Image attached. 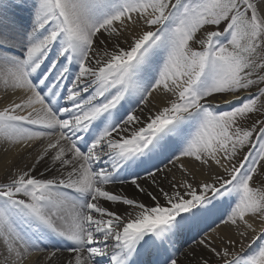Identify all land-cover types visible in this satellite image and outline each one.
<instances>
[{
    "label": "snow or ice",
    "instance_id": "snow-or-ice-1",
    "mask_svg": "<svg viewBox=\"0 0 264 264\" xmlns=\"http://www.w3.org/2000/svg\"><path fill=\"white\" fill-rule=\"evenodd\" d=\"M20 7L27 25L10 15ZM140 22L146 28L121 47L124 29ZM0 85L17 97L0 108V142L45 141L30 167L0 182V264L34 253L56 264L65 249L60 264H139L141 255L179 264L176 239L224 201L222 224L255 232L259 221L253 239L264 238V188L253 186L264 118L246 126L264 117V0H0ZM160 92L171 99L140 126L133 105ZM228 95L238 103L216 99ZM183 158L224 167L228 178L193 186ZM156 160L185 177L171 192L160 188ZM141 179L163 204L151 191L145 204L107 188L130 183L143 193ZM199 245L215 264H264V245L252 255L207 238ZM197 264L212 260L202 253Z\"/></svg>",
    "mask_w": 264,
    "mask_h": 264
},
{
    "label": "bare ground",
    "instance_id": "bare-ground-1",
    "mask_svg": "<svg viewBox=\"0 0 264 264\" xmlns=\"http://www.w3.org/2000/svg\"><path fill=\"white\" fill-rule=\"evenodd\" d=\"M10 15L12 19L19 25H27L29 23L30 12L27 7L13 8L10 12ZM145 28L146 26L143 25L142 22L134 26L131 24L128 25V27L124 29V37H126V40L124 38H121L120 40L121 47L127 48L133 37ZM108 47L111 49L112 45L109 44ZM8 91H10V89L5 90L4 87L0 85V98H2L0 99V108H3L6 101L10 100L12 97L7 93ZM169 99H171V97L165 95L162 92L153 93L147 102L139 105H133L136 110L135 114L140 118V126L146 124L148 122V118L150 116H154L160 108L166 106ZM216 99L220 101L233 100V102H235L231 95L218 96ZM225 105L226 104H220L219 107L221 108ZM43 143H45V141H37L33 143L31 148L24 149L19 145L13 146L8 143L0 142V182H5L7 178L16 170L30 167L35 160L36 155L40 152ZM3 150L6 151L4 152ZM154 163L158 164V166L164 164V168L162 169L163 171L158 174L157 180L160 184V188H163L165 191L171 192V182H176L179 184V182L185 178L179 167L173 168L171 165L165 167V164L167 163L166 160L163 163H161L160 160H156ZM180 163H183L185 168L190 173L187 175L186 179L192 183L193 186L204 182L216 183L217 177H220L221 179L227 177L224 167L214 163L210 166H202L199 164V162L193 161L189 158H183ZM222 163L227 165L226 161L222 160ZM45 167L46 163H41L37 169V172L44 171ZM152 170L155 171V169ZM140 175L141 177H144L145 173L141 171ZM165 176L167 179L164 178ZM127 179L130 180L131 177H127ZM138 183H140L141 187L145 189V192H139L135 186L131 185L130 183H116L113 185H108L107 188L109 191L140 200L145 204L153 203L146 195L148 191H151L153 195H156L160 199L162 204L164 203L160 190L150 181L141 179L138 181ZM180 191H183V189H180ZM222 204L223 205L219 204L217 209L212 213L208 214L187 228L176 239L175 247L179 249V251L175 252V256L179 260V264H197V260L202 253L205 255V257L212 260V264H215V261L218 258L212 257V255L208 253L207 250L203 249L202 246L199 245V241L204 238L212 240L214 246H227L231 251L236 252H241V245H243V255H252L258 251L261 245H264V241H258L260 238L255 240L253 239L254 237H259L261 228L259 221L254 222V227L256 228L255 232L246 230L242 225L237 228L232 225L222 224L219 217L222 214H225V219L227 218L226 213H228V202L224 201ZM105 206L110 207L111 210L118 212L122 216H127L128 211H131V209H127V206L124 205L106 204ZM249 219L251 221V218ZM241 231L246 232L244 237L240 236ZM229 241H235L234 245H230ZM193 254H195V257ZM37 255L40 256L39 262L37 261ZM44 255V253H34L32 257L25 261V264H43ZM68 257L69 253L66 249L63 252H58L56 264H60V261L67 260ZM153 259H162V257L154 258L151 255H141L137 258L139 264H152Z\"/></svg>",
    "mask_w": 264,
    "mask_h": 264
},
{
    "label": "rangeland",
    "instance_id": "rangeland-1",
    "mask_svg": "<svg viewBox=\"0 0 264 264\" xmlns=\"http://www.w3.org/2000/svg\"><path fill=\"white\" fill-rule=\"evenodd\" d=\"M224 26H225L224 24H221V25H220V30H222ZM207 29L210 30L209 28H205L204 31L206 32ZM261 86L264 87V85H261ZM251 91H252V92H253V91H256V88L251 89ZM7 93H8L10 96H12V97H11L10 100L6 101L5 105H7L8 103L12 102V100H14V99L16 98V96H13V95H12L11 90L8 91ZM243 93H244V92H241V93H238L237 95H240V96H242V97H243V96H246V95H243ZM246 93H247V92H246ZM17 95H19V93H18ZM217 97H218V96H217ZM0 99H2V98H0ZM235 103H238V102L236 101V102H234V104H235ZM5 105H4V106H5ZM221 109H222V110H228V106L221 107ZM261 118H264V117H261L259 114H254V115H252V116L250 117V119L246 122V126H250L251 123H252L253 121H255V120H257V119H261ZM3 151L5 152L6 150H3ZM247 151H248V147H245L243 150L239 151L238 154H237V156L233 159L232 163L237 164V166H238L239 161L243 158L244 154H245ZM163 166H164V164L160 165L159 167H160L161 169H163V168H164ZM229 166H230V165H229ZM227 178H228V176L225 177L224 179H227ZM261 181H264V168H262V169L259 171V173L257 174L256 179H255L254 182H253V186H254V187H257V188H264V185H261ZM216 186L219 187V184H216ZM258 241H259V242L264 241V238H260Z\"/></svg>",
    "mask_w": 264,
    "mask_h": 264
}]
</instances>
